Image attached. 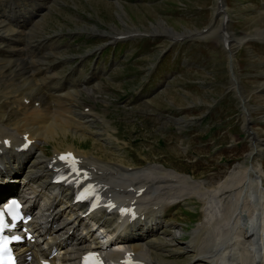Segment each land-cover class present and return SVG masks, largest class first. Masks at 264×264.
<instances>
[{"label": "rangeland", "instance_id": "374dc122", "mask_svg": "<svg viewBox=\"0 0 264 264\" xmlns=\"http://www.w3.org/2000/svg\"><path fill=\"white\" fill-rule=\"evenodd\" d=\"M120 1L128 13L125 17L127 25L119 21L114 0H61L45 14L44 36L55 32L66 35L70 30L84 26V23H98L100 27L110 26L114 31L118 29L122 32L136 27L138 30L135 31L151 34H156L150 32L155 30L162 31L165 33L163 35H170L169 32L188 34L207 25L216 6V0ZM224 1L231 19V29L236 34L245 32L244 36L248 37L254 32L264 36V0ZM219 26H214L213 30ZM160 39L157 37L151 42L144 38L136 42L141 51L149 50L145 52L146 58L141 60V68L147 65L151 52H154L155 58L159 49L166 45V41ZM101 40L72 38L70 47L65 51L74 57ZM172 47L170 54H178L176 62L170 67V73L176 69L180 73L158 92L152 93L154 82L144 86L139 93L133 91L134 87L143 85L141 69L135 66L117 70L111 79L104 81L105 88L116 92L113 95L116 100L105 102L97 109L111 126V129L108 128L113 136L110 141L100 143L88 135L79 139L67 134L49 138L44 152L50 153L54 146L64 148L74 143L76 146H86L87 151L107 161L125 166L162 162L168 168L202 179L207 185H216L232 166L245 161L251 151L247 136H242L243 114L240 112L239 99L233 89L226 90L230 84L227 51L218 37L211 34L204 38H191ZM233 62L243 92L248 96L251 124L259 136H264V42L249 39L237 46ZM171 63L168 62V67ZM126 69L133 73L131 80L124 83L120 80L121 85L118 81L111 82L113 78L126 74ZM0 83L5 86V89L0 88V95H3L7 84L1 76ZM122 93L129 97L122 100L119 97ZM82 94L85 95L84 100H89L87 94ZM230 123L234 124L231 129ZM257 160L264 169V155L257 157ZM175 206L169 210L170 207L165 216L169 222L167 229L178 234L181 245H184L202 219V204L191 196Z\"/></svg>", "mask_w": 264, "mask_h": 264}, {"label": "bare ground", "instance_id": "6f19581e", "mask_svg": "<svg viewBox=\"0 0 264 264\" xmlns=\"http://www.w3.org/2000/svg\"><path fill=\"white\" fill-rule=\"evenodd\" d=\"M114 2L118 8L116 14L119 21L127 25L125 17L128 13L124 9V4L117 0ZM46 13L48 14V11ZM161 21L163 23V20ZM39 29L40 26L33 28L35 33L39 32ZM135 29L138 30L133 27L127 32L118 29L115 31L128 33ZM150 32L165 34L156 30ZM210 32L208 29V33ZM18 33L22 34L23 29H19ZM169 33L179 35L174 37H180L186 32ZM32 54L33 51L26 49L21 53L19 61L15 62L4 59L0 51V76L7 84V90L0 95V135H9L12 138V146L21 142V134L26 131H29V136L34 139L26 150L14 151L19 163L31 159V164L26 168L24 165L0 167V178L24 171L22 179L29 177L33 192L29 208H36L42 213L43 222L35 219L31 224L38 232L36 240L24 242L19 248L24 249L22 254L24 258L30 250L31 258L28 264H40L38 259L46 257L53 247L61 253L60 260H70L72 257L73 261L76 253L89 244L96 243V240L86 228L83 218L76 214L70 204V186L55 187L51 184L47 174L51 170L47 167L48 161H45L36 150L41 149V142L61 135L71 134L84 139L86 137L84 134L78 135L70 129H73L74 125L84 126L82 118L87 116L88 112H76L66 107L73 106L79 101L77 93L81 89L65 92L64 94L68 95L65 98L57 95L42 102L39 100L40 97L27 90L28 87L14 88L23 82H30L33 86L40 84L38 66L32 62L25 64V57ZM47 55L55 56V52H48ZM0 88L5 89L3 83H0ZM90 89L89 86L82 90L89 92ZM25 98L29 99V103L24 100ZM33 99H38V104H34ZM101 130L106 129L101 127ZM109 134L107 133L105 137H109ZM255 145L256 149L260 148L257 141ZM60 150L56 148L55 152ZM76 152L81 156L82 163L91 169L101 186L122 199L126 196L131 198L136 190L132 192L125 186L136 182L137 187L145 186L138 197V209L143 218L123 225L118 237L147 264H193L199 261H206L207 264H264V206L262 209L259 207L260 202H264V196L254 197L253 201L250 192V187L252 188L256 180L252 170L257 167L262 172V168L259 162H253L255 154L252 155V149L245 161L232 166L224 178L212 186L186 173L168 168L162 163H150L129 170L125 165L104 160L86 151ZM6 153L12 152L7 150ZM0 163L2 164L1 158ZM33 184L40 185V188L33 187ZM14 194L11 193L9 196ZM191 196L200 200L202 204V219L194 228L190 240L181 245L178 234L161 230L167 224L163 217L174 200H185ZM99 217L107 219L109 224H113L115 220V216L108 218L104 212H101ZM117 254L121 252L117 251ZM181 257L185 260L182 261Z\"/></svg>", "mask_w": 264, "mask_h": 264}, {"label": "snow or ice", "instance_id": "6c2138e0", "mask_svg": "<svg viewBox=\"0 0 264 264\" xmlns=\"http://www.w3.org/2000/svg\"><path fill=\"white\" fill-rule=\"evenodd\" d=\"M69 155H71V154H69ZM65 158L66 157H64V156L60 157V159H65ZM12 205L18 206L16 201H13ZM7 226L8 225L6 224L5 219H4V213H3V211H0V233H2L3 230L5 229V227H7ZM13 239H19V237H13ZM5 240H6V238L0 237V264H4L3 259H2V254L6 250L5 244H4Z\"/></svg>", "mask_w": 264, "mask_h": 264}, {"label": "water", "instance_id": "95a60500", "mask_svg": "<svg viewBox=\"0 0 264 264\" xmlns=\"http://www.w3.org/2000/svg\"><path fill=\"white\" fill-rule=\"evenodd\" d=\"M254 37V36H252ZM258 39H261V40H264V36L262 35H258L256 36ZM255 38V37H254ZM236 82V81H235ZM237 83V82H236ZM237 88H235L237 90V93L239 94V96L241 97L242 101H244V95L242 93V90L240 89V87L238 85H236ZM244 106V105H243ZM245 108V107H244ZM255 146V145H254ZM254 175H256L254 173ZM261 191H262V187L260 185L259 182H256L255 184L252 185V188H251V194L253 197H259L261 195Z\"/></svg>", "mask_w": 264, "mask_h": 264}]
</instances>
